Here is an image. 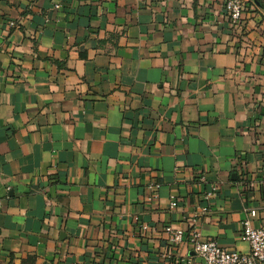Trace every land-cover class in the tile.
<instances>
[{
	"label": "crops",
	"instance_id": "1",
	"mask_svg": "<svg viewBox=\"0 0 264 264\" xmlns=\"http://www.w3.org/2000/svg\"><path fill=\"white\" fill-rule=\"evenodd\" d=\"M223 1L0 0V264H203L193 233L249 252L264 0L237 25Z\"/></svg>",
	"mask_w": 264,
	"mask_h": 264
},
{
	"label": "built area",
	"instance_id": "2",
	"mask_svg": "<svg viewBox=\"0 0 264 264\" xmlns=\"http://www.w3.org/2000/svg\"><path fill=\"white\" fill-rule=\"evenodd\" d=\"M224 11L232 25H237L241 20L242 5L240 0H224ZM14 26L13 23H10ZM203 180V177L200 178ZM159 189L157 183L148 187L150 196L148 200L156 196ZM176 207V202L171 201L170 208ZM256 217L255 210H249L248 216L242 221V240L249 245V252L243 254L237 251L220 247L216 242L201 240L198 233H193L190 238V245L193 253L202 259L203 264H264V225L254 228L251 220ZM164 231L168 234L170 242L181 243L183 240V230L166 226Z\"/></svg>",
	"mask_w": 264,
	"mask_h": 264
},
{
	"label": "trees",
	"instance_id": "3",
	"mask_svg": "<svg viewBox=\"0 0 264 264\" xmlns=\"http://www.w3.org/2000/svg\"><path fill=\"white\" fill-rule=\"evenodd\" d=\"M25 264H33V259L29 258L25 261Z\"/></svg>",
	"mask_w": 264,
	"mask_h": 264
}]
</instances>
